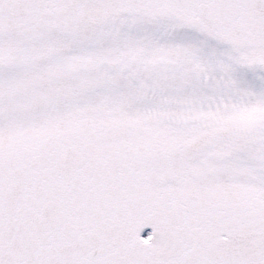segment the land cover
Wrapping results in <instances>:
<instances>
[{"label":"snow or ice","instance_id":"6c2138e0","mask_svg":"<svg viewBox=\"0 0 264 264\" xmlns=\"http://www.w3.org/2000/svg\"><path fill=\"white\" fill-rule=\"evenodd\" d=\"M0 264H264V0H0Z\"/></svg>","mask_w":264,"mask_h":264}]
</instances>
